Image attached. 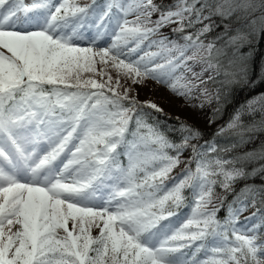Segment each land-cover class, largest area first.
I'll list each match as a JSON object with an SVG mask.
<instances>
[{
    "label": "snow or ice",
    "instance_id": "obj_1",
    "mask_svg": "<svg viewBox=\"0 0 264 264\" xmlns=\"http://www.w3.org/2000/svg\"><path fill=\"white\" fill-rule=\"evenodd\" d=\"M232 18L245 23L230 35ZM169 25L177 38L162 34ZM261 40L264 0H0V264H264V213L239 221L264 204V186L240 189L223 221L214 204L215 186L264 176V163L243 166L264 161V142L210 156L214 145L190 144L199 130L181 123L186 135L170 140L143 111L163 109L130 95L148 80L208 103L235 85L251 91L264 84V65L253 68ZM225 130L239 138L232 147L264 133V92ZM189 147L195 169L173 177ZM185 189L191 216L171 221Z\"/></svg>",
    "mask_w": 264,
    "mask_h": 264
},
{
    "label": "trees",
    "instance_id": "obj_2",
    "mask_svg": "<svg viewBox=\"0 0 264 264\" xmlns=\"http://www.w3.org/2000/svg\"><path fill=\"white\" fill-rule=\"evenodd\" d=\"M154 2L161 7L172 5L175 3V0H154ZM203 2V0H202ZM199 7V5H197ZM158 18V14L154 15L152 17L153 20ZM213 20L216 21V23H220V18L213 16ZM207 23V21H205ZM225 24H228L230 27L229 34H235L237 29H241L245 21L240 20L236 21L234 18L231 20L224 21ZM175 25H169L168 27H164L161 29V32L163 35L170 36L172 38H177L174 33H172L171 29L174 28ZM197 28L201 27V25H196ZM223 30V25H221L218 28H215L213 31L209 32L207 34V39L205 40V43L207 41H212L219 32ZM242 30V29H241ZM187 31H195V28L188 29ZM247 46L245 45L244 48ZM244 48L241 50L243 51ZM153 51L155 49H152ZM264 65V40H261L258 45V51L255 56V61L253 64L254 72L259 73L261 66ZM99 68L100 66L97 65ZM197 71H199V66L196 68ZM110 74L113 76V78H116V74L114 71H111ZM207 76V74H205ZM96 79H102L101 77L97 76ZM123 83V81H122ZM130 83V82H129ZM207 88L210 94L215 95L213 92V89H210L207 83ZM201 87H204V85H201ZM139 88V85L133 86V92L130 94L132 96L135 95L136 90ZM167 90H169L167 88ZM261 92H264V84H260L257 82V85L251 90L248 91L247 89L241 88L240 85H235L232 88V91L230 93H226L225 95L221 96L220 101L216 104L217 101L213 100L211 103H208L207 101H204V97L200 92H196L191 100H187V103L189 104V108L191 112H186L182 114V112L175 113V112H166L163 110L162 113H155L151 109L144 108L143 111L148 112L151 116V123L152 121L158 123L155 126L159 128L170 140L174 142H180L182 138L186 135V133L181 129V123H186L195 129L199 130L201 133V136L198 139L190 141V144L199 145L202 149L207 148L213 140L217 139L218 137H223L227 135L234 134L233 130H225L223 133H220V128L215 126L216 124L220 123L221 126H225L229 123V121L233 118L236 111L240 109L241 105L244 104L245 100L250 95H257ZM169 93H171L169 91ZM173 93H171L172 95ZM174 95V94H173ZM177 96V95H175ZM135 97V96H134ZM180 97V96H177ZM181 99H184L181 97ZM137 100V99H136ZM139 102V100H137ZM203 102V106H201V103ZM140 104H143L144 102H139ZM217 109H219L217 111ZM257 120L253 116H249L247 114H244L241 116V121L248 125L252 123L253 120ZM171 127H177L181 132V136H176L170 133ZM247 135H255L258 138L254 140L251 143L244 144L239 147H232L231 153L234 155L243 154L247 151H250L252 149H257L261 147L262 142H264V133H248ZM210 154V153H209ZM193 156L191 147H189L181 156V163L180 165L175 168L172 172V176L176 177L179 174H181L186 168L191 167L193 170L195 169L194 163H188L190 161V158ZM260 163H264V161L258 162V163H247L243 166L246 168V170L251 171L255 167H259ZM262 175L256 176V177H249L246 180H239L234 184V191L232 192H226L224 189L219 187V185L215 186L214 189V204L219 209L217 211V219L223 221L227 218L229 206H233L235 201V195L238 194L240 189H242L245 185H249L251 183H255L257 181H262ZM170 183V181H169ZM185 195L186 199L184 201V204H182L178 209L175 211L183 212L186 209L189 210L192 204L193 197L190 194L189 189H185ZM257 217L255 216L253 218V222L257 224ZM259 231V229H258ZM98 230H93V235H97ZM202 255V254H201Z\"/></svg>",
    "mask_w": 264,
    "mask_h": 264
},
{
    "label": "rangeland",
    "instance_id": "obj_3",
    "mask_svg": "<svg viewBox=\"0 0 264 264\" xmlns=\"http://www.w3.org/2000/svg\"><path fill=\"white\" fill-rule=\"evenodd\" d=\"M131 18V17H130ZM234 20H236L234 18ZM236 21H240V20H236ZM242 30H244L243 28H241ZM210 41H207L206 43H208ZM101 44H104V41L100 42ZM232 49H228L229 54H231ZM98 81H100V79H97ZM208 87L210 89H213V92L215 93L216 88L220 87L219 84L217 83H213L211 81L208 82ZM137 86V85H135ZM137 93H135V98L137 100H139V102H147V101H152L156 104H158L164 111L166 112H175V113H179L182 112V114L186 113V112H193L190 110L189 108V104L187 103V100L185 99H181V97H177L175 95H171V93H169V90H167V87H165L164 85L158 84L155 81L152 80H148L146 82V85L144 86H140L139 88L136 90ZM218 102H216L217 104ZM248 115V114H247ZM250 116V115H249ZM254 118H256L257 120L260 119V115L257 113ZM152 123L154 125L158 124L154 121H152ZM215 126L221 128H225V126H221L220 123L216 124ZM173 135L175 134L176 136H181L182 132L177 128L171 127L170 130ZM238 137L235 134H231V135H227V136H223V137H218L216 140L214 139L213 142L211 143V145H214L216 147V152H210V156H220L224 159H230L232 157H235L237 155H234L231 153V149H232V145L238 142ZM227 149V150H225ZM242 155V154H239ZM182 160V159H181ZM238 167L241 165H237ZM256 176H259L256 175ZM256 176H251V177H256ZM262 181L259 182H255V183H251L249 184L250 186H255L257 188L264 186V176H262ZM239 193V192H238ZM236 197V195H235ZM234 205L232 207H239L238 204L233 203ZM189 213L186 212V214H183V216L181 217V214H176L172 217H170L169 219L171 221H176L178 218L180 219H184V218H188L191 216V207L189 208ZM259 210V211H258ZM253 213H256V217H257V224H259V216L264 213V204L261 203H256L255 207H252L251 205H249L244 211H242L239 215V221L241 223H248L249 225H251L253 223ZM162 223H168V221H162ZM258 230V229H257Z\"/></svg>",
    "mask_w": 264,
    "mask_h": 264
}]
</instances>
